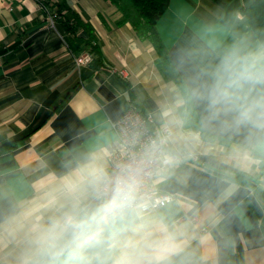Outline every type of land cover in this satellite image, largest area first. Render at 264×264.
<instances>
[{
    "label": "clouds",
    "instance_id": "1",
    "mask_svg": "<svg viewBox=\"0 0 264 264\" xmlns=\"http://www.w3.org/2000/svg\"><path fill=\"white\" fill-rule=\"evenodd\" d=\"M172 71L151 137L86 149L2 198L0 264H202L191 205L165 182L200 159L264 171V29L239 11L202 22Z\"/></svg>",
    "mask_w": 264,
    "mask_h": 264
},
{
    "label": "crops",
    "instance_id": "2",
    "mask_svg": "<svg viewBox=\"0 0 264 264\" xmlns=\"http://www.w3.org/2000/svg\"><path fill=\"white\" fill-rule=\"evenodd\" d=\"M62 1L69 10L62 8L51 24L36 0H0V202L6 194L38 189L86 149L117 147L111 121L129 107L158 127L160 107L176 82L172 68L157 66L153 43L122 22L110 0L50 3ZM252 1L169 0L155 29L171 65L176 47L202 22L241 12ZM76 15L93 28L100 65L94 59L75 64L89 52L87 30L71 31L63 21ZM236 174L200 159L165 182L197 217L193 226L205 240L194 247L202 264H264V171L249 174L253 184Z\"/></svg>",
    "mask_w": 264,
    "mask_h": 264
},
{
    "label": "trees",
    "instance_id": "3",
    "mask_svg": "<svg viewBox=\"0 0 264 264\" xmlns=\"http://www.w3.org/2000/svg\"><path fill=\"white\" fill-rule=\"evenodd\" d=\"M122 13V22H129L135 33L144 39H149L156 48L158 57L156 64L160 69H171L172 65L163 49L161 41L155 29V24L161 14L168 5L169 0H110ZM52 9L55 8L56 15H59L62 8L69 10L64 3H50V0L45 2ZM241 13L247 17L248 25L253 29H264V0H253L247 6L241 8ZM71 20L65 16L63 21L71 31L79 26L84 27L88 32V37L84 40L88 47V53L97 65L101 64L102 53L97 38L93 32V28L89 23L83 22L78 15ZM5 144V143H4ZM237 181L247 184H253V177L249 174L238 173L234 176Z\"/></svg>",
    "mask_w": 264,
    "mask_h": 264
},
{
    "label": "built area",
    "instance_id": "4",
    "mask_svg": "<svg viewBox=\"0 0 264 264\" xmlns=\"http://www.w3.org/2000/svg\"><path fill=\"white\" fill-rule=\"evenodd\" d=\"M39 7L44 12L48 21L53 24L57 17L56 12L53 11L44 0H36ZM92 60L90 53H85L75 58L76 66L86 64ZM119 74L124 75L122 71ZM111 126L116 132L118 146L121 144H129L132 140L147 139L151 137L156 130L152 118L147 113L142 112L136 107H129L122 115L111 121ZM194 226H197V217H191ZM205 227H200V231H205Z\"/></svg>",
    "mask_w": 264,
    "mask_h": 264
},
{
    "label": "rangeland",
    "instance_id": "5",
    "mask_svg": "<svg viewBox=\"0 0 264 264\" xmlns=\"http://www.w3.org/2000/svg\"><path fill=\"white\" fill-rule=\"evenodd\" d=\"M264 186V185H263Z\"/></svg>",
    "mask_w": 264,
    "mask_h": 264
}]
</instances>
